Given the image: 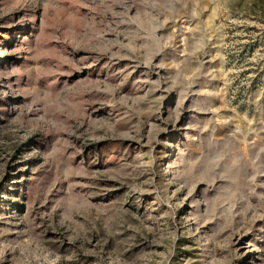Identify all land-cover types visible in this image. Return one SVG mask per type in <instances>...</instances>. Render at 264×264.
I'll return each instance as SVG.
<instances>
[{
	"label": "rangeland",
	"instance_id": "rangeland-1",
	"mask_svg": "<svg viewBox=\"0 0 264 264\" xmlns=\"http://www.w3.org/2000/svg\"><path fill=\"white\" fill-rule=\"evenodd\" d=\"M0 264H264V0H0Z\"/></svg>",
	"mask_w": 264,
	"mask_h": 264
}]
</instances>
